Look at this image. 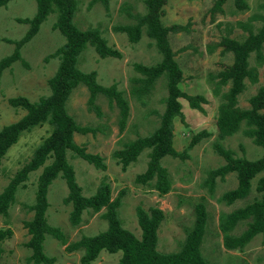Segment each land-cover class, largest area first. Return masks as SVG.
<instances>
[{
	"label": "rangeland",
	"instance_id": "1",
	"mask_svg": "<svg viewBox=\"0 0 264 264\" xmlns=\"http://www.w3.org/2000/svg\"><path fill=\"white\" fill-rule=\"evenodd\" d=\"M77 9L73 22L79 29L97 28L109 46L121 52L120 57H99L92 46L86 45L78 56L77 66L83 71H96V79L101 85L115 83L122 90L129 103V117L123 131L117 125L118 109L103 95H98L96 104L98 115L88 109L87 88L79 84L70 93L65 103L68 114L82 126L94 128V132L74 133V141L85 146L87 151L99 153L106 164L105 170L95 168L80 157L67 151V158L74 168L76 181L82 194L92 195L104 178L111 189V199L118 195L120 204L117 215L123 228L140 238L141 230L137 222L136 208L144 210L158 207L164 213L157 228L156 250L161 253L177 251L191 228L196 203L203 202L206 213V225L200 244L202 256L210 264H264V231L256 234L243 248L228 249L223 245L222 232L218 227L219 215L251 201L257 192L254 185L259 173L252 179V188L248 196L231 204L221 200V195L235 187L236 176L230 172L223 179L216 178L213 188L204 184L208 170L224 163V159L214 148L219 143L233 151L234 156H245L253 160L261 156L263 148L253 143L244 134L246 125L242 123L232 134L219 138L216 128L218 106L222 102V93L230 83L219 85L218 72L232 62L231 52H222L219 42L223 37L244 39L249 31L255 32L264 21V0H244L246 9H239L234 0H225L219 9H214L215 0H168L163 6L161 21L164 25L173 23L185 26V30L170 32L169 44L174 58L182 70L183 78L179 83L182 91L188 94H200L207 100L202 103L204 112L190 108L185 99H181L183 118L173 122V147L182 152L191 136L202 129L210 134L187 150L184 158L165 155L161 165L168 173L169 190L159 194L154 188L155 179L146 184L135 181L136 174L142 172L147 164L148 151L144 149L136 160L122 170L113 151L125 143L144 136L155 129L159 114L164 109L167 92L166 75L155 79L150 89L143 94L132 92L133 86L141 83L135 79L143 77L134 68V63L154 64L161 59L153 39L144 30L136 43H131L125 33L114 31L116 25L134 22L132 14L144 13L143 0H108L107 7L101 2L89 5L90 0H76ZM36 10L35 0H10L0 7V58L13 50V44L6 39H18L28 24L18 22V18L31 17ZM56 12L48 14L41 23L38 32L21 48L22 60L15 61L5 68L0 76V127L11 123L24 114L22 108L12 107L7 99L24 95L37 100L49 93L47 79L56 70L58 59L46 58L64 42L63 35L53 28ZM249 66L257 73L256 82L245 80V89L238 96L237 105L248 106V98L260 86H264V44L261 58L252 52L248 58ZM50 131L48 124L35 126L23 133L3 157L0 164V191L14 173L30 158L34 148ZM41 167L32 171L24 186L17 188L13 203L6 215L0 214V229H9L11 234L0 241V264H32L28 261L31 249L25 245L30 234L23 222L32 217L29 205L34 202L37 176ZM67 194L65 180L58 175L48 186L46 210L47 222L58 226L66 243L46 235L43 252L55 258L51 264H80L82 250L69 252L66 245L82 235H94L107 227L103 217L106 209L97 212H84L82 221L73 227L68 221L70 204L63 198ZM246 228V221H239L231 231L239 235ZM120 251L109 253L100 251L90 264H116Z\"/></svg>",
	"mask_w": 264,
	"mask_h": 264
},
{
	"label": "trees",
	"instance_id": "2",
	"mask_svg": "<svg viewBox=\"0 0 264 264\" xmlns=\"http://www.w3.org/2000/svg\"><path fill=\"white\" fill-rule=\"evenodd\" d=\"M10 0H0V7H4ZM36 10L31 17L18 18V22L27 23V29L18 39H6L13 44V50L0 58V76L5 68L15 61L22 60L21 48L39 30L41 23L48 14L56 12L53 28L64 37L59 45L46 58L58 59L54 73L47 79L49 93L40 96L37 100H30L24 95L9 97L10 106L22 108L25 112L17 120L0 127V164L8 149L15 144L20 136L35 126L48 124L49 133L41 139L34 148L30 158L14 173L4 188L0 191V214L6 215L9 206L14 201L18 187L24 186L28 175L41 167L37 176L34 202L28 207L33 212L32 217L23 222L30 237L25 243L31 249L28 261L32 264H51L55 258L43 252V241L46 235H51L61 243L66 238L58 226L47 222L46 210L48 208L47 191L51 182L60 175L66 183L67 194L63 198L65 204L71 209L68 221L75 227L82 221L84 212H97L105 208L103 217L107 221L106 229L94 235H82L79 239L66 245L71 251L82 250L79 257L80 264H90L97 258L100 251L109 253L117 251L121 255L116 264H210L201 254L200 244L204 235L207 213L203 202L196 203L194 219L190 229L187 230L181 247L177 251L161 253L156 250L157 228L164 218L163 211L158 207H149L144 210L136 208L137 222L141 230L140 238L123 228L117 215L120 204L118 195L111 199L110 184L103 178L97 185L96 191L89 196L82 194L81 186L76 181L74 168L67 158V151L85 160L95 168L106 169L104 158L96 152L87 151L85 146L74 141V133L94 132L89 126L79 125L67 113L66 100L72 90L79 84L84 85L88 91L87 105L96 115L100 114L95 103L98 95H103L118 109L117 125L123 131L129 117V103L122 90L115 83L101 85L96 79V71H83L78 68L77 60L81 51L90 45L99 57H120L121 52L109 46L106 39L97 28L79 29L73 22L77 9L76 0H35ZM168 0H143L144 13L132 14L134 22L113 27L114 31L126 34L131 43H136L142 32L151 39L161 55V59L154 64L134 63L133 68L143 77L135 79L139 86H133L132 92L146 93L156 78L166 75L167 92L164 98V109L159 114V121L153 131L144 136L125 143L120 149L114 150L113 155L125 170L128 164L134 162L144 150L148 151V160L145 169L136 174L137 183L146 184L155 179L154 188L159 194L169 190L168 173L161 165V158L165 155L184 158L187 150L198 143L201 138L210 133L206 129L193 134L186 148L179 152L173 147V122L175 118H183L181 99H185L190 108L204 112L202 103L207 100L200 94H188L182 91L179 83L183 73L174 56L168 34L185 30V26L177 23L164 25L161 16L163 6ZM225 0H215L213 8L219 9ZM101 2L107 7L108 0H90L89 5ZM239 9H246L244 0H234ZM264 44V21L255 31H249L242 40L223 37L219 42L222 52L232 53V62L218 72V84L230 86L223 92L222 102L218 106L216 115V128L219 138L234 134L244 123V134L250 137L256 145L263 148L260 157L250 160L245 156H234L232 150L214 143L215 151L222 156L224 163L208 170L204 184L213 188L215 179H223L230 172L236 176L235 187L226 190L221 200L226 204L245 198L251 191L252 179L261 173L254 185L257 195L243 206L236 207L219 215L218 227L222 232L223 245L228 249L243 248L256 234L264 231V86L248 98V106L241 108L237 105L238 96L245 89V80L256 82V72L249 66L248 58L252 52L261 58V48ZM264 82V74H263ZM246 221V228L239 234L233 235L231 231L239 221ZM11 234L9 229H0V241ZM1 252V248H0Z\"/></svg>",
	"mask_w": 264,
	"mask_h": 264
}]
</instances>
